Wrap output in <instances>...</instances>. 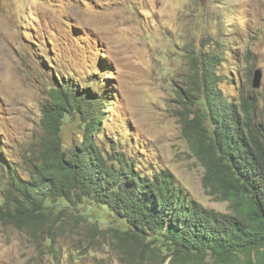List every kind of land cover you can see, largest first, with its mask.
<instances>
[{
    "label": "rangeland",
    "instance_id": "374dc122",
    "mask_svg": "<svg viewBox=\"0 0 264 264\" xmlns=\"http://www.w3.org/2000/svg\"><path fill=\"white\" fill-rule=\"evenodd\" d=\"M191 51L224 59L214 65L222 97L264 91V0H0V182L7 160L29 176L28 159L44 134L43 106L64 78L79 91L108 87L96 136L102 148L114 139L141 159L142 170L169 168L195 200L230 212L227 200L203 188L204 167L181 127L180 100L190 117L197 108L189 89ZM256 68L262 69L257 88ZM258 100L260 114L264 95ZM64 123L69 146L79 130ZM83 231L57 239L56 262L27 234L0 225V264H126L103 238L84 249Z\"/></svg>",
    "mask_w": 264,
    "mask_h": 264
},
{
    "label": "trees",
    "instance_id": "16d2710c",
    "mask_svg": "<svg viewBox=\"0 0 264 264\" xmlns=\"http://www.w3.org/2000/svg\"><path fill=\"white\" fill-rule=\"evenodd\" d=\"M192 52L189 89L197 108L190 117L180 100L181 127L204 167L203 188L227 200L230 212L195 200L169 168L142 170L141 159L114 139L102 148L96 136L108 87L77 91L60 78L43 106L44 134L28 159L29 176L5 162L0 225L27 234L56 262L57 239L83 229L84 249L103 238L126 264H264V106L258 114L256 96L222 97L214 65L224 59ZM65 120L79 130L69 146L62 138Z\"/></svg>",
    "mask_w": 264,
    "mask_h": 264
},
{
    "label": "clouds",
    "instance_id": "9594fccd",
    "mask_svg": "<svg viewBox=\"0 0 264 264\" xmlns=\"http://www.w3.org/2000/svg\"><path fill=\"white\" fill-rule=\"evenodd\" d=\"M223 62V61H222ZM256 76V78H260V82H261V79H262V69L261 68H256L255 70H254V72H253V77H252V86H253V79H254V77ZM93 79V78H92ZM96 80V79H95ZM90 81V80H89ZM90 82H93V83H95V82H98V81H90ZM260 82H259V86H260ZM258 86V87H259ZM88 87V89H91V86H87ZM105 87V86H104ZM257 88V87H256ZM74 89V88H73ZM104 89V88H103ZM102 89V90H103ZM91 90H93V89H91ZM101 90V91H102ZM77 91H79V90H77ZM94 91H96V90H94ZM97 92H99V91H97ZM253 93H255V95H253ZM246 95H252V96H260V95H264V91H260L259 93L258 92H252V93H245ZM238 97V96H237ZM236 97V98H237ZM263 106H264V103H263ZM126 151V150H125Z\"/></svg>",
    "mask_w": 264,
    "mask_h": 264
},
{
    "label": "water",
    "instance_id": "95a60500",
    "mask_svg": "<svg viewBox=\"0 0 264 264\" xmlns=\"http://www.w3.org/2000/svg\"><path fill=\"white\" fill-rule=\"evenodd\" d=\"M260 82V78H256V76L253 79V87H258Z\"/></svg>",
    "mask_w": 264,
    "mask_h": 264
}]
</instances>
